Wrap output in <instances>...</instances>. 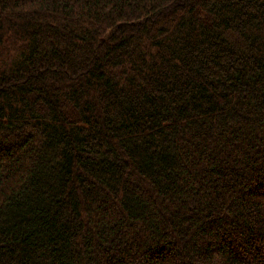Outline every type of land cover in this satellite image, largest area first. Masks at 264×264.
<instances>
[{
    "label": "trees",
    "instance_id": "trees-1",
    "mask_svg": "<svg viewBox=\"0 0 264 264\" xmlns=\"http://www.w3.org/2000/svg\"><path fill=\"white\" fill-rule=\"evenodd\" d=\"M0 264H264V0H0Z\"/></svg>",
    "mask_w": 264,
    "mask_h": 264
}]
</instances>
